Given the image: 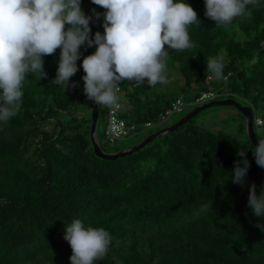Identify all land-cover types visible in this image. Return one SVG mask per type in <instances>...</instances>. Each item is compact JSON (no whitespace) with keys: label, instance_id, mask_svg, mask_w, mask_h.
Here are the masks:
<instances>
[{"label":"trees","instance_id":"obj_1","mask_svg":"<svg viewBox=\"0 0 264 264\" xmlns=\"http://www.w3.org/2000/svg\"><path fill=\"white\" fill-rule=\"evenodd\" d=\"M89 1L85 14L105 11ZM188 2L201 22L189 28L194 47L168 50L167 84L122 82L121 117L144 131L145 123L155 122L177 99L195 107L200 92L212 89L264 118V0L228 25L204 15V0ZM90 27L93 38L104 31ZM95 49L82 46L78 71L70 78L77 86L66 89L54 81L60 49L45 55L47 76L29 75L21 109L0 123V264H71L65 224L77 218L112 235L96 264H264V230L248 206L251 186L257 193L264 186V168L247 136L238 140L202 129L193 123L195 116L125 157L94 155L81 65ZM218 55L225 63L223 80L206 69ZM237 114V132L246 134ZM102 121L106 140V117ZM239 151L250 162L243 185L231 178ZM204 204L207 211H200Z\"/></svg>","mask_w":264,"mask_h":264},{"label":"clouds","instance_id":"obj_2","mask_svg":"<svg viewBox=\"0 0 264 264\" xmlns=\"http://www.w3.org/2000/svg\"><path fill=\"white\" fill-rule=\"evenodd\" d=\"M92 2L105 9L103 13L93 9L96 18L103 15L104 29L103 33L96 31L94 38L89 24L93 17L85 14L82 0H0V123L17 115L23 103L24 83L35 73L40 78L47 76L44 57L55 54L57 49L60 58L54 81L66 89L77 86L70 78L78 71L82 46L95 45V51L82 60L83 91L98 106L118 109L122 82L167 84L168 50L194 47L189 28L201 22L188 0ZM254 3L256 0H204V15L215 24L228 25L243 17L248 5ZM66 24L71 27L65 29ZM224 67L219 55L210 57L206 64L207 71L217 80L226 78ZM254 118L253 126H264V118ZM251 151L257 165L264 168V138ZM238 155L241 159L235 162L231 178L243 185L250 162L246 151H239ZM248 206L259 218L258 227L264 230V186L259 193L255 185L251 186ZM208 207L204 204L200 211H207ZM64 239L72 249L71 264H96L112 243L107 229L86 226L78 218L65 224Z\"/></svg>","mask_w":264,"mask_h":264},{"label":"water","instance_id":"obj_3","mask_svg":"<svg viewBox=\"0 0 264 264\" xmlns=\"http://www.w3.org/2000/svg\"><path fill=\"white\" fill-rule=\"evenodd\" d=\"M90 26H95L103 29V19L93 17L92 20L89 21ZM68 27H71L70 24L65 25V29ZM104 30V29H103ZM91 113H90V142L92 145L93 153L97 158L103 159V160H115L118 158L125 157L127 155H130L139 149L145 147L150 142L159 139L160 137H163L174 130L181 127L186 122L193 119L195 116H197L200 112L214 107H230L234 109L237 113L240 114V116L243 118L245 123V133L248 138V141L252 146H256L258 144L259 138L254 130L253 126V118L255 116V111L250 105H243L239 101H237L234 98H226V99H219V100H213L198 106H195L194 108L190 109L187 114H185L183 117H181L179 120H177L175 123L168 125L162 129H159L155 133H152L148 135L147 137L143 138L136 144L127 147L125 149H122L120 151L114 152V153H107L105 152L97 138V125L99 121V112H98V105L93 101L89 99Z\"/></svg>","mask_w":264,"mask_h":264},{"label":"rangeland","instance_id":"obj_4","mask_svg":"<svg viewBox=\"0 0 264 264\" xmlns=\"http://www.w3.org/2000/svg\"><path fill=\"white\" fill-rule=\"evenodd\" d=\"M89 5H90L89 0H82L81 7L83 10L90 8ZM94 15L95 14H91L90 16L94 17ZM183 103H186V102L184 101ZM244 103L245 102H243V104ZM244 105H246V104H244ZM99 108H100V110H99L100 111V119L98 122V127H99L98 131H99L101 146L103 147V149L107 153H110L108 151L110 149H113V148L114 149L117 148L118 151H120L122 149L130 147V146L136 144L137 142H139L140 140H142L143 138L147 137L150 133H155L156 131H158L160 129V128L153 127L150 129V131H146V132H143L141 134H137L135 136H131V137L126 138V139H122L119 142H115L114 145H109L106 142V140L104 139V137H101L102 133H103V126H104L102 120L105 119V117H106V106L100 105ZM192 108H194V106H186V107H184L183 113L173 114L167 120L168 125L175 123L177 120H179L185 114H187V112ZM90 113H91V111H90ZM237 115H238L237 112L230 107H214V108H209V109H206V110L200 112L195 117V119L193 120V123L202 129H205V130H208L211 132L223 131V132L235 137L238 140H244V139H246V134H239L237 132L238 124L239 123L242 124V120L237 118ZM243 124H244V121H243ZM163 127H161V128H163ZM255 132L260 139L264 138V131L255 128ZM112 153H114V152H112Z\"/></svg>","mask_w":264,"mask_h":264},{"label":"built area","instance_id":"obj_5","mask_svg":"<svg viewBox=\"0 0 264 264\" xmlns=\"http://www.w3.org/2000/svg\"><path fill=\"white\" fill-rule=\"evenodd\" d=\"M120 91V86L118 93ZM227 93L222 94L218 90H208L206 92H200L199 96L196 98L194 104H202L209 101L218 99L219 97H225ZM186 107L180 99H177L172 103L169 109H166L163 114H161L155 122H147L144 124V131L150 130L152 127H162L167 122L168 118L175 113L180 112ZM120 108H109L106 109V130L105 138L108 142L114 143L122 139H126L134 134H140L144 131L139 130L135 125H129L126 120H124L120 115ZM256 118V117H255ZM254 118V119H255ZM254 128L259 130H264V126H258L254 123Z\"/></svg>","mask_w":264,"mask_h":264}]
</instances>
